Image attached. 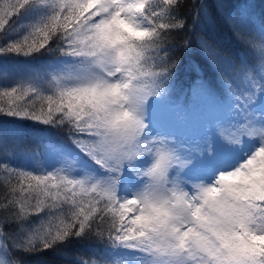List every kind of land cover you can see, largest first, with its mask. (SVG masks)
Wrapping results in <instances>:
<instances>
[{"label": "snow or ice", "instance_id": "6c2138e0", "mask_svg": "<svg viewBox=\"0 0 264 264\" xmlns=\"http://www.w3.org/2000/svg\"><path fill=\"white\" fill-rule=\"evenodd\" d=\"M184 5L0 2V57L58 53L44 76L0 84V116L41 126L44 146L38 171L0 161V264L93 239L105 244L100 264H264V43L257 51L250 42L247 9L192 0L193 27L223 9L255 63L202 43L223 90L201 79L186 101L228 105L233 119L214 139L185 143L149 110L174 88L170 41L188 27ZM193 168L199 179L184 175Z\"/></svg>", "mask_w": 264, "mask_h": 264}, {"label": "trees", "instance_id": "16d2710c", "mask_svg": "<svg viewBox=\"0 0 264 264\" xmlns=\"http://www.w3.org/2000/svg\"><path fill=\"white\" fill-rule=\"evenodd\" d=\"M3 2V0H0ZM216 0H207L212 5ZM234 6L235 9L244 11L247 9L255 22L256 31L252 34L250 42L259 50L262 43L259 36L261 21L264 20V0H224ZM192 0H185L184 7L180 10V15L184 16L189 13ZM188 27L179 34L173 36L170 41L173 45L170 55L177 64L176 82L174 88L170 90V95L162 101H154L155 108L173 120L177 121L184 128L200 126L206 128L210 123L212 116L222 114L228 119H233V113L228 105L216 106L211 103L191 104L186 101V97L190 95V88L194 82L201 79L206 80L208 85L217 94L222 93V86L216 78V75L209 66L202 51V43L207 42L208 45L219 50L224 56L230 57L239 62L244 61L247 64L255 63V57L237 39L241 34L236 32L231 21L226 22L224 10L220 9L211 14L209 19L202 20L195 28L192 23L191 13L188 14ZM189 44L185 46L184 41ZM58 57L50 54H35L31 57L8 55L0 57V84L6 85L16 81L17 75H21L25 71V75L44 76L52 65L53 61ZM17 64V68L14 65ZM28 64H32L28 66ZM8 80V81H7ZM260 105H257L259 109ZM33 126L31 122L16 121L8 117L0 116V139L4 143L0 144V161L11 162L27 166L34 171L41 168L44 161V146L38 142L35 137L43 134L42 130ZM22 131V138L18 139L13 134ZM58 140L69 144L66 133H58ZM23 154L31 157L30 162L24 165L21 159ZM0 174V192H3V176ZM36 219V217H32ZM104 243H98L96 240L88 241H72L53 251H44L40 253L24 254L20 253L23 264H100L103 258Z\"/></svg>", "mask_w": 264, "mask_h": 264}, {"label": "rangeland", "instance_id": "374dc122", "mask_svg": "<svg viewBox=\"0 0 264 264\" xmlns=\"http://www.w3.org/2000/svg\"><path fill=\"white\" fill-rule=\"evenodd\" d=\"M32 64H28L30 66ZM17 68V66L15 65ZM18 69L16 70V79L25 77V71H22L21 75H17ZM8 81V80H7ZM153 105L154 101L150 104V113L151 116L160 131L168 132L176 135L181 138L185 143L190 145H195L198 143H202L205 139H214L215 134H219V132L223 131L226 126L225 123L228 122V119L225 118L222 114H216L211 117L210 123L206 128H201L200 126L194 127H183L177 121L173 120L168 114L160 111L155 108ZM218 146V141L216 142ZM189 179L195 180L201 177V171L198 168L189 169L185 174Z\"/></svg>", "mask_w": 264, "mask_h": 264}]
</instances>
